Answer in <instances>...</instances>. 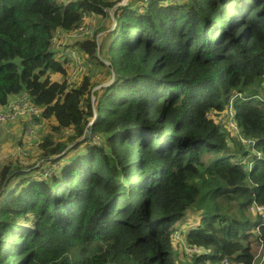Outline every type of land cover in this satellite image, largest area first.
<instances>
[{
	"label": "trees",
	"instance_id": "trees-1",
	"mask_svg": "<svg viewBox=\"0 0 264 264\" xmlns=\"http://www.w3.org/2000/svg\"><path fill=\"white\" fill-rule=\"evenodd\" d=\"M119 1L0 0V107L27 95L42 109L36 120L55 133L42 159L85 147L48 178L1 168L0 264H254L264 220L246 212L264 206V0L125 5L103 48L110 66L97 34L78 42L113 81L70 84L57 37ZM229 110L234 134L211 116ZM190 211L201 221L184 246L209 252L182 261L173 236Z\"/></svg>",
	"mask_w": 264,
	"mask_h": 264
},
{
	"label": "rangeland",
	"instance_id": "rangeland-1",
	"mask_svg": "<svg viewBox=\"0 0 264 264\" xmlns=\"http://www.w3.org/2000/svg\"><path fill=\"white\" fill-rule=\"evenodd\" d=\"M136 3H131L133 2ZM148 1V0H147ZM161 3L166 4L173 0H159ZM142 4L141 0H120L117 5L109 11L110 17L106 16L103 18H93V17H86L84 24L79 27L77 30L73 31L77 32V35H67V36H59L57 37V41L55 43V46L58 49L57 57L60 59L63 57H68L67 59H70L71 56H68L69 53H72L75 55L76 63L69 61L71 63V69H69V74L66 77L68 82L72 84L74 82L73 79V71L74 69H79L78 72V79L77 82H80L82 78L86 75H92V80L94 83H96V87L94 89H99L103 86H107L110 82H112V76L108 75V71L95 63H91L88 61V57L84 55L79 48L78 42L82 40L92 39L94 34L96 35V42H98L101 46L98 47V53L97 58L103 62L105 65L110 66L109 59L104 56V50L105 45L109 42V40L113 37L112 30L115 29L117 26V20L115 17V13L117 9H120L121 7L125 5H131V9H135L137 6H140ZM102 30L100 33H96L98 30ZM58 36V35H57ZM73 50V51H72ZM65 65V64H64ZM51 77L53 80L61 81L64 79L61 75L57 73H51ZM100 91L97 92V94ZM94 95L95 92H94ZM93 96V95H92ZM1 113H10L11 116H8L1 124V127L10 124V127H14L15 125L19 128V132L15 134V137L12 138V141H9L5 146H0V170L1 168L6 164H12L13 166H21L25 169V171L29 172V176L37 177V175L40 173L39 178L42 176L45 178L47 176V173L54 174L57 173L56 171L58 168H60L61 164L64 163V161L68 158H72L74 156H78L80 154H83L85 152L84 145L80 146L79 148H73V150L68 151L66 159H62L58 162H55V160L59 159L60 157L55 158L52 161H43L40 164L38 163L40 160H42V152L39 147V143L42 141L43 137L39 139L41 136L42 128L44 127L43 124H39V122L36 120V117L39 116H31L30 106L27 104V102L23 98L19 97H12L10 101V105L8 108H1ZM211 116L214 117L217 123H222L226 127V121L225 116L221 115V113H218L216 111L211 112ZM95 116L93 117V121H95ZM91 122V123H92ZM232 134L233 132H237L235 129H230ZM46 132L43 134V136H46L48 134L55 133L52 132V125H49V131L45 130ZM89 132V130H87ZM90 134V133H89ZM35 135H38V139L35 138L33 141L30 139L31 137H34ZM55 141L61 142L65 139H59L61 136L60 133L56 134ZM91 135V134H90ZM96 136V135H94ZM93 136V138H94ZM99 137L96 136V139L98 140ZM71 146V145H70ZM260 152L257 151V154ZM241 160V158H240ZM38 163V164H37ZM133 164L136 163V161H132ZM33 167V169H30ZM57 167V169L54 170V168ZM132 167V166H131ZM44 172V173H42ZM247 216L251 220H257L261 221L264 220V206H255L254 203L249 205V208L247 209ZM201 221V212L198 211H190L187 216L177 224L176 227H179L175 232L173 236L174 246L176 250L180 253V260L184 261L188 258L185 256L184 253H198V254H204L209 251L205 250L204 248H195L193 251H188L184 244L187 242L186 240V231L189 230L192 227H195L200 223ZM24 224L27 226L28 222H24ZM185 231V232H184ZM254 251L256 254V262L254 264H264V248L262 245H258L257 243L253 244ZM189 249V248H188ZM224 264H240L236 261H228L225 260Z\"/></svg>",
	"mask_w": 264,
	"mask_h": 264
},
{
	"label": "built area",
	"instance_id": "built-area-1",
	"mask_svg": "<svg viewBox=\"0 0 264 264\" xmlns=\"http://www.w3.org/2000/svg\"><path fill=\"white\" fill-rule=\"evenodd\" d=\"M73 34V36L74 35H77L78 33L77 32H74V33H72ZM72 34H70V35H72ZM68 56H71V58L70 59H68L69 61H72V62H75L76 63V57H75V55L74 54H72V53H69V55ZM68 58V57H67ZM78 72H79V69H74V71H73V79H74V82H76L77 81V79H78ZM236 96H241V94L240 93H235V97ZM17 97H19V98H23L26 102H27V104L30 106V111L32 112L31 113V115H30V117L31 116H37L38 114H40V112H41V108H39V107H37L36 105H34L31 101H30V99L28 98V96L27 95H22V96H17ZM234 99V98H233ZM11 101V100H10ZM9 105H10V102L8 103V105L7 106H5V108H8L9 107ZM232 109V106L230 107V110ZM229 110V112H228V114L226 115V117H225V121H226V124L228 125V127L231 129H237V125H236V123L232 120V117H233V112L232 111H230ZM8 116H11L10 115V113H1L0 114V124L8 117ZM70 131H72V129H70ZM90 135V134H89ZM94 138L96 139V136H94ZM259 156H260V153L258 154ZM43 161H49V160H44V159H42V160H40L38 163L40 164L41 162H43ZM37 163V164H38ZM55 169H57V167H55L54 168V170ZM53 174H54V172H53ZM53 174H49V173H47V176L45 177V178H48V177H51ZM188 251H193V249H195V248H192V247H189V246H186L185 247ZM189 248V249H188Z\"/></svg>",
	"mask_w": 264,
	"mask_h": 264
},
{
	"label": "crops",
	"instance_id": "crops-1",
	"mask_svg": "<svg viewBox=\"0 0 264 264\" xmlns=\"http://www.w3.org/2000/svg\"><path fill=\"white\" fill-rule=\"evenodd\" d=\"M1 108H5V107H0V109ZM38 122H39V124L44 125V127L42 128V131H41V136L39 137V139H40L43 137V134L46 132L45 131L46 128L49 131V124L46 123L45 121H41V120ZM52 123H54V122L52 121ZM17 132H19V128L16 125L14 127H10V124H7V125L1 127V129H0V146H2V145L5 146L9 141H12V138L15 137V134ZM37 137H38V135H35L34 138L32 139V141Z\"/></svg>",
	"mask_w": 264,
	"mask_h": 264
},
{
	"label": "clouds",
	"instance_id": "clouds-1",
	"mask_svg": "<svg viewBox=\"0 0 264 264\" xmlns=\"http://www.w3.org/2000/svg\"><path fill=\"white\" fill-rule=\"evenodd\" d=\"M240 94H241V93H240ZM16 96H17V95H16ZM16 96H15V97H16ZM241 96H242V94H241ZM241 96H240V97H241ZM13 97H14V96H13ZM10 100H11V99H10ZM9 102H10V101H9ZM41 112H42V109H41ZM41 112H40V114H41ZM40 114H39V115H40ZM95 117H96V115H95ZM96 119H97V117L95 118V120H96ZM91 122H92V121H91ZM91 122H90V124H93V123H94V122H92V123H91ZM258 156H259V155H258ZM261 156H262V155H261V152H260V156H259V158H260ZM57 157H60V155L54 156L52 159H44V160L52 161V160H54V159L57 158ZM42 173H44V172H42ZM41 178H44V177L42 176Z\"/></svg>",
	"mask_w": 264,
	"mask_h": 264
},
{
	"label": "bare ground",
	"instance_id": "bare-ground-1",
	"mask_svg": "<svg viewBox=\"0 0 264 264\" xmlns=\"http://www.w3.org/2000/svg\"><path fill=\"white\" fill-rule=\"evenodd\" d=\"M73 51V50H72Z\"/></svg>",
	"mask_w": 264,
	"mask_h": 264
}]
</instances>
